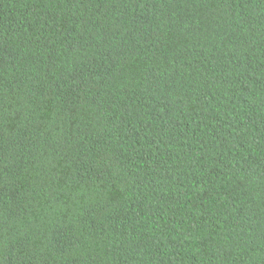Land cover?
Segmentation results:
<instances>
[{"label":"trees","instance_id":"obj_1","mask_svg":"<svg viewBox=\"0 0 264 264\" xmlns=\"http://www.w3.org/2000/svg\"><path fill=\"white\" fill-rule=\"evenodd\" d=\"M0 264H264V0H0Z\"/></svg>","mask_w":264,"mask_h":264}]
</instances>
